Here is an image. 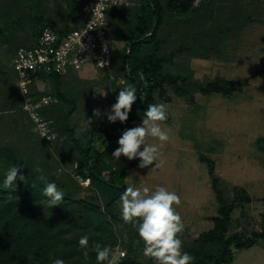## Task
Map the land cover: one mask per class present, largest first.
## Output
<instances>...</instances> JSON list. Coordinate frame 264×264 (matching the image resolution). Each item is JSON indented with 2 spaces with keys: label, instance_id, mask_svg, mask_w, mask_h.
<instances>
[{
  "label": "trees",
  "instance_id": "obj_1",
  "mask_svg": "<svg viewBox=\"0 0 264 264\" xmlns=\"http://www.w3.org/2000/svg\"><path fill=\"white\" fill-rule=\"evenodd\" d=\"M64 1L65 6L58 4L55 17H51L46 13L43 0H0V42L10 48L11 60L19 47H31L36 43L42 28L48 26L63 34L78 26L80 10L86 0ZM193 1L135 0L131 5L116 6L108 10V37L112 43L122 41L124 47L120 53L114 49L113 66L110 71L104 72L120 73L124 80L120 86L134 84L140 97L133 104L129 119L124 124L119 121L107 124L98 121L91 128L81 131L72 118L79 109L84 88L79 87L77 82L66 81L69 74L76 71L70 70L64 75L38 74L42 82L49 84V89L41 91L32 86V96L40 99L43 95L50 94L57 100L40 109L42 116L51 121V127L57 134L55 155L41 144L38 134L31 131L35 125L22 110V96L15 84V72L12 71L10 62L11 72L8 71L10 76L7 79L12 81L4 99L6 101L2 104L0 102V115L6 113L11 121L23 129L25 143L22 148L14 143L11 146L0 145V264H50V257H61L66 264H86L78 248V240L84 234L90 236V245L92 241L114 247L122 245L130 250H127L129 253L124 259H138L135 247L119 241L120 232L117 233L114 228L119 220L105 213L100 202H97L98 195L102 198V205L110 200L108 209L118 216L112 205L119 198L121 190L112 184L126 188L127 170L139 163L138 160H128L123 155L119 160L112 156L118 147L117 139L126 128L141 122L147 106L157 103L155 93L163 91L165 87L181 97H186L195 91L205 95H229L241 86L239 82L219 76L202 82L165 69V64L174 58L173 54L161 51L162 44L167 39L159 34L164 27L165 16H176V20L170 24L172 31L177 27V16L205 10L210 4V0H205L195 7ZM125 17L127 27L119 34L111 31L112 25L117 26ZM26 27L29 32L23 36ZM186 32L184 30L183 34ZM208 34L203 30L196 32L194 35L202 37L200 40L203 42H195L199 44L197 50L190 48L188 41H185L177 47V53L185 52L189 57L206 59L211 53L219 52L217 50L223 42L222 36ZM260 141L264 140H258ZM95 142L103 146V150H98ZM35 149L43 150V154L49 155L47 161L35 165ZM204 160L218 205L217 215L212 217L211 229L203 231L193 241L183 242V250L195 256V264H228L234 259L233 249H248L259 245V241L264 242V212L261 213L259 231L252 233L250 237L232 232L231 213L237 207L238 198H231L227 194L226 186L214 175L213 161L208 158ZM75 162L77 165L75 168L72 166L70 172L64 171L59 177L55 175L58 163L65 166ZM16 163L22 166L26 180L18 179L13 187L5 188L4 173ZM37 167L43 172H36ZM41 174L48 180H54L65 193L61 204L51 206L48 203L49 198L42 193L44 184L39 179ZM74 174L86 180L90 179L89 188L96 189L98 195L84 198L76 195L75 191L80 189V184L75 181ZM111 189L115 191L114 194ZM235 192L237 195L245 193L241 188H235ZM121 224L130 229L135 237L138 236L135 228L129 224ZM90 256L87 264H95V253L91 252Z\"/></svg>",
  "mask_w": 264,
  "mask_h": 264
},
{
  "label": "rangeland",
  "instance_id": "obj_2",
  "mask_svg": "<svg viewBox=\"0 0 264 264\" xmlns=\"http://www.w3.org/2000/svg\"><path fill=\"white\" fill-rule=\"evenodd\" d=\"M43 2L47 15L51 17H55L58 4L65 6L64 0H43ZM223 8L221 2L215 13L216 18L222 20L221 22L212 15L210 17L208 8H205L195 13L177 16L178 22L175 23L177 27L172 31H170V24L176 20V16L167 14L164 27L159 31L160 36L167 38L162 44L161 51L173 54L174 58L164 67L169 72L188 75L202 82L219 76L226 80L239 82L241 86L229 95H205L195 91L190 96L181 97L168 87L161 92L157 91L155 93L156 102H163L168 106L169 118L166 124L171 128V140L162 148L161 159L164 164L160 168H139L136 165L127 170L125 176L126 187L134 185L154 188L156 185H162L175 191L181 197V204L177 211L185 225L180 237L183 242L193 241L200 233L211 229L212 217L217 215L218 205L211 189V178L204 160L206 158L213 161L214 175L226 186L227 194L231 198H238L237 207L231 213L232 232H239L250 237L252 233L259 231L261 213L264 212V141L258 142L260 139L264 140V72H261L264 69V36H261L260 41V43L263 42V46L257 44L259 41V39L256 40L257 38L249 42H236L231 44L232 46L229 44L225 46L222 42L217 50L219 52L211 53L214 55L213 59L208 61L203 58L189 57L184 54L185 52L177 53V47L185 41H188L190 48L197 50L198 43L203 42L200 40L202 37H196L194 34L202 30L209 33L208 36L214 34L216 37L222 36L223 38L225 34ZM126 19L127 17L115 27L112 25L111 31L121 33L127 27ZM27 28L23 36L28 35ZM184 30L187 32L183 34ZM191 42L194 44L192 45ZM113 46L120 53L124 43L118 40L113 43ZM225 48L228 49L226 62L215 59V55L218 58L222 56ZM10 51L7 45L0 42L1 104L6 101L4 99L9 91V83L12 81L7 79L11 72L9 68ZM120 79V73H107L91 66L69 74L66 81L77 82L79 87L84 88L81 104L72 118L81 131L89 128L87 118L93 117L94 109H99L101 115L93 117L91 126L98 121L104 124L109 123L106 112L115 103V97L122 84ZM113 80L115 83H112ZM38 88L41 91L48 90L49 84L39 82ZM101 91H105L107 95L98 93ZM8 117L6 113L0 115V145L11 146L14 143L22 148L25 143L23 129ZM31 122L34 124L32 120ZM139 123L137 122L136 125ZM177 125L179 130H177ZM149 142L159 143L155 139ZM56 143V139L47 143L41 138V144L54 155L55 146L58 145ZM94 145L98 150H103V146L98 142ZM34 153L37 156H34L35 161L33 160L35 165L41 164L44 160L47 161L49 157L43 154V150L35 149ZM58 165V169L63 167L65 171L70 172L71 167L74 168L77 163L65 166L58 163ZM75 176L77 174H74V179ZM79 184L80 189L75 191L76 195L79 194L82 198L98 195L96 189L89 188L90 186L84 188L81 183ZM112 186L116 189L121 187L113 184ZM235 188L244 189L245 193L237 195ZM111 190L114 194L115 191ZM97 202H100L103 209L104 204L102 205L100 195H98ZM112 206L120 217L118 198ZM121 223L119 220L114 224L117 233L120 232L119 241L127 246L135 247L138 261L151 262L150 258L142 255L143 242L140 241L139 236L135 237V234ZM117 247L127 253L130 251L122 245ZM260 248L264 249L263 241H259V245L248 249H233L234 261L231 264H264V252Z\"/></svg>",
  "mask_w": 264,
  "mask_h": 264
},
{
  "label": "clouds",
  "instance_id": "obj_3",
  "mask_svg": "<svg viewBox=\"0 0 264 264\" xmlns=\"http://www.w3.org/2000/svg\"><path fill=\"white\" fill-rule=\"evenodd\" d=\"M94 12H96V8ZM97 16L100 19L98 13ZM103 51L106 52L107 47ZM106 63V61L101 60L98 65L104 68ZM141 79L144 77L141 76ZM119 89L115 103L106 112L109 123H116L117 121L121 124L126 123L133 104L138 98L140 99L134 84H126ZM98 93L107 95L105 91ZM24 110L30 112L36 125L31 129L33 133L38 134L40 138L47 137L51 141L56 139L55 134L49 135L47 124L32 113L27 105ZM100 115L99 109L93 110V117ZM93 117L87 118L89 128L93 123ZM168 118L169 111L165 103L149 104L141 122L134 127L126 128L119 136L117 139L118 147L115 148L112 156L117 160L120 159L121 155L128 160H138L139 168L162 167L164 164L161 159L163 156L162 148L165 143L171 140V128L166 124ZM176 127L179 130V126ZM152 139L159 143H150L149 141ZM35 170L38 173L43 172L39 167ZM64 171L65 169L61 167L57 169L55 175L59 177ZM3 178L5 188L13 187L18 179L26 180L22 166L17 163L5 171ZM39 179L44 184L42 193L49 198L48 203L51 206L61 204L65 193L58 188L56 182L48 180L43 174L40 175ZM75 179L84 188L91 185L90 179L82 180L79 176H75ZM118 199L121 222L135 228L140 241L143 242L142 255L150 258L152 264H195V256L189 251L183 250V241L180 237L184 232L185 225L177 211L181 204V197L175 191H171L162 185H156L154 188L129 185L121 191ZM78 248L86 264L91 259V252L95 253V264H120L127 256L125 250L110 244L102 245L92 241L90 245L88 234L80 236ZM50 264H66V262L61 257H50Z\"/></svg>",
  "mask_w": 264,
  "mask_h": 264
},
{
  "label": "built area",
  "instance_id": "obj_4",
  "mask_svg": "<svg viewBox=\"0 0 264 264\" xmlns=\"http://www.w3.org/2000/svg\"><path fill=\"white\" fill-rule=\"evenodd\" d=\"M134 1L86 0L80 10L77 27H72L63 34H59L51 27L46 26L42 28L33 46H21L16 50L11 60V66L15 72V84L22 96V110L25 111L27 105L32 113L47 124L50 136L55 134L56 137V133L51 127V121L42 116L40 109L57 100L50 94L43 95L40 99L32 96L31 87L35 86L39 90L38 83L42 82L38 74L64 75L70 70L79 71L87 66L97 70L110 71L113 66L114 46L108 37L107 12L116 6L131 5ZM204 1L194 0L193 6L198 7ZM95 8L96 12H94ZM97 13L100 19H98ZM105 47H107L106 52L103 51ZM101 60L107 62L104 68L98 65ZM120 83H124V80L120 79ZM25 112L33 121L30 112ZM42 139L47 143L51 141L47 137H42ZM81 179L83 180V178Z\"/></svg>",
  "mask_w": 264,
  "mask_h": 264
},
{
  "label": "crops",
  "instance_id": "obj_5",
  "mask_svg": "<svg viewBox=\"0 0 264 264\" xmlns=\"http://www.w3.org/2000/svg\"><path fill=\"white\" fill-rule=\"evenodd\" d=\"M221 2L223 3L224 7L223 27L225 34L222 38V41L225 43V46H227L228 44L229 46H232L231 44H235L236 42L241 43L243 41H253L256 38V40L259 39L257 44L263 46V42L260 43V41L262 38L261 36H264V0H210V4L208 5V15L210 17L212 15L213 18H216V9L218 5L221 4ZM216 19L220 22L222 21L219 20V18ZM227 52L228 49L225 48V52L223 51L222 56H220L221 58L216 57L217 55H215L214 58L220 59L221 62H226L225 60L228 56V54H226ZM212 56L214 55H211L210 57L206 58L207 61L213 59ZM261 72H264V69ZM254 76L255 75H253V77ZM261 250L264 252L263 248ZM233 261L231 263H233Z\"/></svg>",
  "mask_w": 264,
  "mask_h": 264
},
{
  "label": "water",
  "instance_id": "obj_6",
  "mask_svg": "<svg viewBox=\"0 0 264 264\" xmlns=\"http://www.w3.org/2000/svg\"><path fill=\"white\" fill-rule=\"evenodd\" d=\"M119 189L122 191L123 189L121 187H119ZM110 200H108L107 202L104 203L103 205V211L106 212L107 214H109L110 216H112L113 218H116L118 220H120V217H118L115 213L111 212L108 209V204H109ZM121 221V220H120ZM152 264V262H142V261H138V260H132V259H123L120 264Z\"/></svg>",
  "mask_w": 264,
  "mask_h": 264
}]
</instances>
